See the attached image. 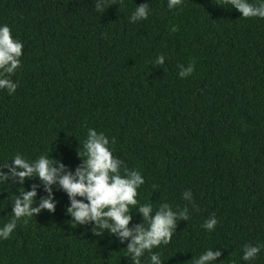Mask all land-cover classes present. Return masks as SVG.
<instances>
[{
  "label": "trees",
  "instance_id": "1",
  "mask_svg": "<svg viewBox=\"0 0 264 264\" xmlns=\"http://www.w3.org/2000/svg\"><path fill=\"white\" fill-rule=\"evenodd\" d=\"M96 2L0 0V24L24 45L15 92L0 90V164L17 152L49 154L74 171L95 128L141 172L137 199L153 215L166 202L177 215L187 206L189 219L177 218L170 243L153 249L164 264H192L206 248L221 253L209 264H264V19L242 17L228 0H183L172 10L167 0H105L101 10ZM143 4L148 18L130 22ZM190 61L193 73L180 78L178 65ZM33 185L38 205L47 193L25 179ZM18 190L16 177L0 182V227ZM189 190L192 202L182 196ZM53 199L54 211L21 219L0 240V264H133L127 240L74 225L58 186ZM137 223L133 209L129 227ZM245 244L261 245L255 259H242Z\"/></svg>",
  "mask_w": 264,
  "mask_h": 264
},
{
  "label": "clouds",
  "instance_id": "2",
  "mask_svg": "<svg viewBox=\"0 0 264 264\" xmlns=\"http://www.w3.org/2000/svg\"><path fill=\"white\" fill-rule=\"evenodd\" d=\"M183 0H167V8L172 10L182 4ZM105 0H97L96 9L104 7ZM231 8L238 10L244 18L258 17L264 19V0H228ZM149 6L140 5L135 8L129 17L130 22L148 18ZM174 25L172 31H176ZM24 45L18 37L12 35L7 24H0V90L6 89L11 95L15 92L18 82L11 76L21 65L22 49ZM165 56L158 55L155 63L163 64ZM178 65L183 70L178 72L180 78L191 75L195 68L194 61L187 67ZM111 140L104 132L95 128H88L86 138L82 144V151H78L82 163L74 171L66 170V166L49 154H41L35 159L26 158L22 153H15L9 161L0 164V182L9 181V176L18 178L23 190L14 194L11 204V218L0 227V240H6L23 219H28L41 210L54 211L56 201L53 199V186H58L68 197L69 206L66 214L72 219L74 225L90 222L93 232L101 233L107 229L117 235L121 243L127 240L124 249L130 255L133 264H141V257L149 253V264H164L161 254L153 251L161 245H167L175 232L177 218L189 219L187 206L179 214L172 211V205L163 204L155 210L153 215L152 203H140L137 199L138 189L145 183L139 170L128 169L123 160L114 155ZM7 169V172L3 171ZM36 177L43 185L46 197H41L36 204L37 185L26 189L25 179ZM183 199L192 202V192L185 191ZM133 209L138 210L143 217V223L129 227L132 221ZM215 214L205 219L201 225L205 230H214L217 224ZM242 259L250 261L255 259L261 251V245L245 244ZM221 255L220 251L206 248L197 257L191 258L192 264H209Z\"/></svg>",
  "mask_w": 264,
  "mask_h": 264
}]
</instances>
